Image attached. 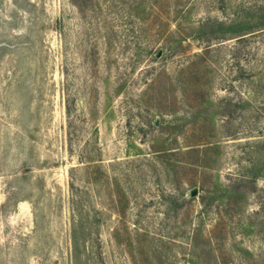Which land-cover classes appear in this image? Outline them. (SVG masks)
<instances>
[{
    "label": "rangeland",
    "instance_id": "obj_1",
    "mask_svg": "<svg viewBox=\"0 0 264 264\" xmlns=\"http://www.w3.org/2000/svg\"><path fill=\"white\" fill-rule=\"evenodd\" d=\"M0 264H264V0H0Z\"/></svg>",
    "mask_w": 264,
    "mask_h": 264
}]
</instances>
